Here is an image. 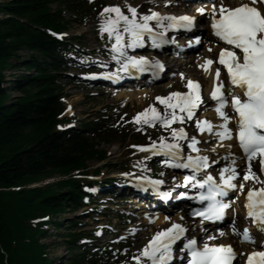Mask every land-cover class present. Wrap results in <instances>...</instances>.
I'll return each mask as SVG.
<instances>
[{
	"label": "snow or ice",
	"instance_id": "1",
	"mask_svg": "<svg viewBox=\"0 0 264 264\" xmlns=\"http://www.w3.org/2000/svg\"><path fill=\"white\" fill-rule=\"evenodd\" d=\"M168 3L170 0H165L166 6ZM126 7L127 13L122 11L119 5H108L99 14L101 17L99 32L101 35L107 34L110 59L117 64L116 71L103 72L99 75L113 80L148 71L154 74L162 71L163 65L158 59L131 55L130 50L142 48L148 43L153 48H160L170 43L166 36L170 30H190L194 26L195 17L188 14L177 16L151 9L148 13H139L138 6L126 4ZM196 11L200 14L208 12L211 17L212 33L226 43V46L219 50L217 59L219 65L226 69L228 83L240 89V94L231 93L230 106L236 117V138L248 161L243 180H252L260 184L259 187L247 189L244 204L246 216L251 218L252 224L259 231L264 232V179L257 176L252 169V161L258 159L260 172L264 173V0H245L236 7H229L224 4V0H220L219 5L213 4L210 9L201 7ZM194 41L199 43L200 38L195 37ZM212 63L211 59L205 58L201 67L207 71ZM103 66L107 67L106 64ZM220 72L221 69L217 67L210 96L215 101V111L222 122L218 126H213L207 119L196 120L195 130L215 132L217 138L223 140L232 136V130L228 127V121L232 117L225 111L229 101L224 91V82L219 79ZM181 77L183 78V74ZM186 87L188 89L186 92H170L167 96L155 97V100L163 105V111L149 104L132 118L135 123L142 126L159 124L165 129H170V139L161 136L158 141H151L148 145L133 147L140 151H149L152 155H163L165 158L161 162L165 166L190 169V174L183 178V184L193 190L199 189L190 197L191 199L206 202L202 210L193 209L192 215L201 217L202 221H216L222 219L225 210L230 207L221 198L226 197L229 190L238 187L242 190L244 184L237 185L234 182L240 175L234 158L230 164H225L219 170V182H216L211 174L199 178L202 170L208 169L210 163L215 164L217 161L209 162L208 156L199 154L197 148L199 141L195 136L189 138L183 126L172 127L175 122L183 125L185 121L193 120L196 110L204 102L198 81L189 79ZM68 110L70 106L66 109ZM183 143L187 144L191 152L197 154L185 156L182 151ZM137 166L143 167L140 161H137ZM134 179L138 187L142 186V181L147 182L157 192L159 185L163 183L162 180H152L144 176H136ZM160 195L167 197L169 193L164 191ZM187 195L186 192L180 193L181 197ZM186 231L184 225L172 221L169 227L157 231L152 236L139 251V255L132 257L133 261L136 264H170L174 260L173 247L178 241H182L183 244L181 253L187 254L186 264H233L236 257L241 255L228 244L205 242L198 246L196 237L187 238ZM233 232L239 234L242 241L255 243V238L247 227L241 232L233 225ZM214 239L215 237L208 236L209 241ZM245 264H264V250L254 249L247 253Z\"/></svg>",
	"mask_w": 264,
	"mask_h": 264
},
{
	"label": "trees",
	"instance_id": "2",
	"mask_svg": "<svg viewBox=\"0 0 264 264\" xmlns=\"http://www.w3.org/2000/svg\"><path fill=\"white\" fill-rule=\"evenodd\" d=\"M101 3V0L0 2V264H54L47 250L49 245L40 240L49 235L47 225L55 230L66 229L65 264L117 262L119 251L114 240L104 246L92 245L86 241L87 233L76 229L80 222L71 220L64 227L59 219L62 212L81 205L84 194L81 186L86 180L78 175L87 173L86 161L106 159L107 152L97 149L94 142L106 139L102 135L110 120L101 116L81 122L77 129L58 128L68 121L62 118L65 93L58 78L70 60L65 50L72 46L57 40L52 32L66 30L65 12L80 18L94 16ZM21 50L28 52L26 58L19 54ZM21 66L27 73L11 82L19 92L11 98L9 87L2 86L6 81L3 72ZM108 165L122 167L117 163ZM55 176L58 179L53 182L25 187Z\"/></svg>",
	"mask_w": 264,
	"mask_h": 264
},
{
	"label": "rangeland",
	"instance_id": "3",
	"mask_svg": "<svg viewBox=\"0 0 264 264\" xmlns=\"http://www.w3.org/2000/svg\"><path fill=\"white\" fill-rule=\"evenodd\" d=\"M4 1L6 0H0V2ZM161 1L162 0H158V4ZM103 2L106 3L107 6L121 4L120 6H122L125 11L127 10L126 4L135 7L137 4L147 1L103 0ZM52 7L55 8L54 4ZM64 16L65 20H67L69 23L68 29H66L64 33L67 38L80 35V38L75 41L76 47L81 48L83 52L96 50V54L98 53L96 57H89V59L86 60L89 64H92V66H89L88 70L86 71L94 70L98 72L100 69H104L103 65H107V63H101L98 61H101L104 58L105 50H107L106 56H108V62L111 61L108 50L109 38L107 34H100L98 30V27L100 26L99 21L94 17L79 21L78 16L71 12H65ZM199 50L203 53L206 51L204 43L200 45L198 51ZM20 55L22 58H26L28 56V52L26 50H21ZM192 55L195 57V60H193V62L191 61V65H195V67L198 69L200 66V64L197 62L198 55L197 53ZM182 60L183 59H181L179 63H181ZM86 61L83 60V62ZM11 62L13 63L14 60H11ZM189 66L190 64H188V67ZM79 70L80 68L68 69L66 72L60 75L61 77L59 76V84L62 86L64 92L67 95V104L70 106L69 112L73 113L72 122L74 126L78 127L79 123L94 120L100 116H103L104 114L114 119L112 126L107 128V130H105L106 132L102 135L106 139L102 140L99 138L94 142V145H96L97 149H103L107 152V158L105 160L92 158L86 161L85 171L91 174L88 176V178H92V176H94L92 171L96 169L98 171V176L95 177L96 179L119 177L128 178L129 176H137V174H139V176H143L144 174L147 175L146 172L148 171H153L158 175L161 174L165 177L170 166H165L162 163L163 166L160 167L157 162H153V160L148 162V159L151 156L155 157V155H152L149 151H140L136 147H133V145H145L144 142L140 141L142 138L158 141L161 136H164L166 139H169L170 129H165L159 124H156L155 126L146 125L147 128H140L138 127L139 124L135 123L132 118L136 115V113L141 112L149 104H153L160 111H163V108H159L156 105L152 95L155 93H162L161 95L163 96L167 94H165L167 91H169L168 93L173 92L174 90L180 91V89H182V86L180 85L182 82L180 83L179 80V82L176 83V80H178L179 75H181L183 72H180L178 69L172 72V74H169L171 72L166 73L161 82L149 86L151 89L152 98L149 100L146 99L143 103H138L139 101L137 102L127 98L125 99L124 96H121L123 93H130V90L134 89L133 86H126L122 89L112 92L110 90H106V87L101 84H94V86L90 87L78 84L75 80V77L77 74L84 72L83 70ZM26 71L27 70L23 66L19 68H6L4 70L3 74L6 81L3 84V88L9 87V94L11 98H15L19 94V92L13 89L11 82L19 78L22 73H26ZM32 73L33 71L29 72L28 74ZM195 74L196 73H193L194 76ZM135 90L139 91L137 89ZM214 113L215 112L211 113L210 110L206 109L203 113L201 111V113H199L197 118L194 120L196 122V120L207 119L209 121L211 120V123H215V121H218L220 117H218L216 114L214 116ZM116 114L118 115L117 117L115 116ZM191 126L193 127L195 125H189L186 123L183 127L185 130L189 131ZM172 127L179 128L181 127V124L180 122H175L172 124ZM110 130L113 132L112 135L110 134ZM196 133L197 134H194L199 139H201V137L198 136L199 132L196 131ZM185 145L187 144H182V151L183 154L187 156L191 152L188 149L185 150ZM215 146L217 145L214 144L212 140H210L206 143L205 151L212 153L214 148H216ZM191 154L193 155L194 152ZM144 157L149 158L144 159ZM116 161L121 162L124 167L128 168V171L131 175H123L128 171H122L116 167L108 165ZM137 161H140L143 167L137 166ZM173 173L178 174V172L175 171ZM170 174L172 175V173ZM57 177L58 176H55L54 179H50L49 181L57 180ZM174 178L175 176L171 179L174 180ZM176 182L181 181L179 179ZM37 184L42 186L44 182L41 181ZM116 201L117 203H104L102 206L98 207V211H95L97 207L96 204L92 202L87 206L88 210L91 211L83 212L82 209L76 212L65 211L59 215V219L65 227L71 218L77 217L78 222L83 221L84 223V226L82 229H80L84 232H92V230L99 228V234L93 239L94 244L103 245L108 242L109 239L113 238V236L117 235L118 239L123 241L121 254L119 255V261L117 264H136L132 257L139 255V251L143 249L152 236L157 231H159L156 229V224L158 225V223H156L157 219H154L155 215L148 214L147 212L141 213L136 211L133 208V205L128 203V199ZM87 208L85 206V209ZM81 217H83V219ZM233 224L234 223L229 226V221L226 220L220 229L225 231L230 228L233 229ZM155 230L157 231L155 232ZM65 231V228L55 230L53 227H48V232L50 233L49 237L40 238L42 242L49 245L47 249L49 250V257L52 259L57 257V260L54 262V264H65L66 262L67 249L63 244L65 237L63 233Z\"/></svg>",
	"mask_w": 264,
	"mask_h": 264
},
{
	"label": "bare ground",
	"instance_id": "4",
	"mask_svg": "<svg viewBox=\"0 0 264 264\" xmlns=\"http://www.w3.org/2000/svg\"><path fill=\"white\" fill-rule=\"evenodd\" d=\"M137 1H140V0H137ZM147 2L148 1H155L156 2V0H146ZM180 5V7L182 6V4H179ZM179 7V8H180ZM187 7H191V5H187ZM202 18V16H199V19H201ZM206 37V36H205ZM207 38H209V39H211V36H210V33L208 32V37ZM211 41V40H210ZM207 44H208V42H207ZM205 55V57L206 58H208L210 55H209V53H205L204 54ZM204 57H202L201 58V60L203 61L204 59H203ZM193 60H195L194 59V57L193 56H187L186 57V59H185V63H178L177 62V60H176V58H171L170 59V67H169V69L167 70V72H174L175 70H180V72H183V73H185V71H186V73L185 74H183V73H181V74H183V78L181 77V75H179V77H178V80H176V83L177 82H179V80H180V83L181 82H183V81H185L184 79H185V77H187V78H189V79H191V80H193V81H198L199 83H200V80L202 79V81L204 82V85L206 84V82H208V83H210V82H212L213 81V76H212V70H210V69H208L207 71L206 70H204V68H202V67H200V69H197L196 67H195V65H191L192 63H191V61L193 62ZM201 60H199V62H202ZM188 64H190V68L188 67ZM186 67H188V68H186ZM190 70H191V72H190ZM166 72V73H167ZM193 73H196L195 74V76H197V77H195L194 75H193ZM186 75V76H185ZM201 78V79H200ZM188 79V80H189ZM118 80H120V79H118ZM183 80V81H182ZM187 80V81H188ZM122 80H120L119 82H121ZM174 83V82H173ZM114 85L115 84H113L112 86L114 87ZM181 86L183 85V83L182 84H180ZM180 86V87H181ZM154 88V87H153ZM152 88V89H153ZM156 88V87H155ZM158 88H160V87H158ZM167 88H169V87H167ZM176 88V87H175ZM136 88H134L130 93H128V94H121V96H124L125 97V99L127 98V99H131V100H135V101H139L138 103H143V102H145V100L146 99H150V98H152L151 97V89L149 88V87H144V88H140V89H138L139 91H136L135 90ZM157 89V88H156ZM160 90V89H159ZM153 92V91H152ZM165 93H167V92H165ZM201 95H203V94H201ZM216 105V104H215ZM214 105V106H215ZM227 113H228V115L229 116H231L232 117V119H230L229 121H228V127L231 129V125L232 124H234L235 122H236V120H234V118H233V116L231 115V112H230V109H229V105L227 106ZM209 118V117H208ZM211 121V120H210ZM221 118H220V120H218L217 122H215V124H217V125H213V126H218L219 124H221ZM212 123H214V122H212ZM200 135L202 136V141H207L208 140V136L207 135H205V134H202V133H200ZM232 140V141H230V142H225V140ZM224 140V143L223 144H221L220 143V141H218L217 142V148L218 149H216L217 151H219L218 153L219 154H221V153H225V152H227L228 151V149L229 148H231V150H229L228 151V154L229 153H233L232 154V158L231 159H226V162L227 161H232V159H233V157L235 156V154H237V148H236V145L234 144V140H233V136H231V138H225V139H223ZM203 143V142H202ZM204 145H205V143H204ZM221 145H223V146H221ZM203 145H199V146H197V148H199V149H202L203 147H202ZM229 146H231V147H229ZM216 147V146H215ZM200 155H205L204 153H201ZM210 156H212V158L210 157V161H212V160H216V157H218V154L217 153H211V155ZM240 156V155H239ZM229 157V156H228ZM242 158V157H241ZM235 163H236V168H237V170L239 171V173L241 172V171H243V170H245V168H244V165H243V163H242V161H241V159H238V160H235ZM215 164H218L217 162L215 163ZM214 164V165H215ZM210 166H212L211 165V163H210ZM209 169V168H208ZM208 169H204V171H206L207 172V170ZM205 172V173H206ZM212 172H215V168H213L212 169ZM171 175V174H170ZM184 176L185 175H182L181 176V179L183 180V178H184ZM238 178V177H237ZM236 178V179H237ZM237 182V181H236ZM237 184V183H236ZM250 184H257V182L256 181H248V182H246L245 183V185L247 186H250ZM136 195H139V194H136ZM244 195V194H243ZM243 195L241 196V198L243 199ZM241 198H240V200H241ZM238 210H239V212H240V209H239V207H238ZM241 213V212H240ZM152 214H154L155 215V220H156V223H158V225L156 224V229L157 230H161V229H164V228H167V227H169L170 226V224H171V222L172 221H176V220H181V218H183L184 219V215H179V216H175V217H170V216H168V215H166L165 213L163 214V213H159V212H157V214H155V213H152ZM228 216L229 217H231L232 218V216L231 215H229L228 214ZM241 218H238V220L236 221V227H238L239 228V231H241L242 232V230L245 228V227H247L249 230H250V233H251V235H253V236H256L257 237V235H258V233H259V230L256 228V226L255 225H253L252 224V222L249 220V218L247 217V216H245V212L243 213V211H242V213H241ZM165 217H169L170 219H165ZM246 217V218H245ZM158 221V222H157ZM197 224H199V223H197ZM209 227H207V229H208ZM157 230H155V232L157 231ZM200 232H201V234H202V229L201 230H199ZM218 231V232H217ZM216 232L217 233H211V232H209V233H207V232H205L203 235H202V238H203V240H205L206 242H213V240H211V241H209L208 240V236H213V237H215V239L214 240H216V239H220V240H222V241H220L221 243H230V244H233V246H234V248L236 249V251H238V252H240L241 250H244L245 248H247V249H256L255 247H251L250 245H247V244H245L242 240H241V238H240V235L238 234V237H235V235H233L232 233H231V230H229V231H221V230H216ZM221 233H223V235H221ZM192 236H194V237H196L195 235H194V232H192ZM137 245H138V243H137ZM246 249V250H247Z\"/></svg>",
	"mask_w": 264,
	"mask_h": 264
}]
</instances>
